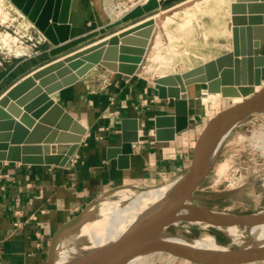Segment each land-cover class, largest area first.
<instances>
[{"label": "water", "instance_id": "water-1", "mask_svg": "<svg viewBox=\"0 0 264 264\" xmlns=\"http://www.w3.org/2000/svg\"><path fill=\"white\" fill-rule=\"evenodd\" d=\"M10 1L47 38L50 44L47 53L52 59L30 70L0 92V161L64 166L79 148L86 127L57 103L53 94L74 84L96 67L121 73L124 79L141 74L145 71L143 66L150 53H158L166 47L168 39L163 35L161 21L202 0H182L171 6L162 5L158 0H147L136 4L122 17L75 37L70 36L72 0ZM155 15L158 16L156 20L152 18ZM229 23L230 49L182 72L173 68L151 77L157 97L170 99L173 104L172 114L154 117L153 136L156 141L174 140L178 132L188 127V98L195 84L208 93H221L227 98L234 95L233 91L240 94L239 90L244 87L260 85L264 76V0H232L229 2ZM246 92L241 100L231 102L206 120L193 141L189 161L173 178L172 187L160 203L118 238L106 243L93 264H121L132 252H161L168 257L197 264L264 261V251L241 255V245L214 257H202L160 241L164 235L173 233L169 229L181 211H188L193 217L208 223L234 222L246 239L252 238V232L263 223V219L255 223L242 220L251 213H234L226 208H212L193 202L210 197L196 194V190L226 139H220L222 144L215 152L213 147L217 136L229 129L228 136L237 124L251 114H264V87ZM120 128V144L107 147L106 156L107 159L116 158L121 167H127L134 144L139 141L138 119L124 117ZM47 130H52L49 137L33 140L36 132ZM52 144L55 145L54 153ZM26 150L44 153L31 158L24 155ZM231 192L223 190L215 197L227 196ZM98 197L56 228L48 241L44 264H57L56 237L75 228Z\"/></svg>", "mask_w": 264, "mask_h": 264}, {"label": "crops", "instance_id": "crops-1", "mask_svg": "<svg viewBox=\"0 0 264 264\" xmlns=\"http://www.w3.org/2000/svg\"><path fill=\"white\" fill-rule=\"evenodd\" d=\"M177 1L166 0L165 6ZM95 3L96 0L71 1V37L106 23L97 16ZM170 43L166 41L168 46ZM213 48L200 63L227 51L229 46L214 44ZM156 54L150 53L143 66L145 71L139 75L124 79L121 73L96 67L53 94L54 100L86 127L79 148L66 165L0 161L4 184V189H0V264H44L52 233L94 197L122 184L156 177L166 179L186 166L193 137L187 132L196 122L192 118L194 111L189 112L188 127L178 132L174 140L156 141L153 136L154 117L173 113L172 101L159 99L151 82L154 74L172 71L166 65L171 57L161 51L160 57ZM50 59L45 51L31 59L16 60L7 72L1 71L0 85L6 83L5 89ZM103 78H108L109 83L101 87ZM124 117L137 118L139 129V141L134 144L127 167L106 156L107 147L120 144V122ZM51 133L52 130L38 131L33 140L46 139ZM52 145L54 153L55 145ZM43 153L26 150L24 155L34 158ZM181 264L197 263L182 261ZM252 264H264V261Z\"/></svg>", "mask_w": 264, "mask_h": 264}, {"label": "rangeland", "instance_id": "rangeland-1", "mask_svg": "<svg viewBox=\"0 0 264 264\" xmlns=\"http://www.w3.org/2000/svg\"><path fill=\"white\" fill-rule=\"evenodd\" d=\"M130 1L105 0L104 2L103 0H96L94 9L97 16H100L103 21L107 22L109 19L107 16V6L125 2L129 3ZM179 1L182 0H178L177 2ZM231 1L202 0L187 8L184 13L179 12L172 17L167 16L161 21L163 35L171 42L169 46L166 44V47L160 50L167 57H171L166 61L167 70H172L173 68L183 70L192 65L199 64L203 60V57L214 49V44H221L223 47L229 46V49L231 48L228 30L229 2ZM165 4L166 2L162 5ZM156 57H160L158 53ZM16 60L17 58H11L5 62L0 69V74L1 71L7 72ZM1 77L2 75H0ZM260 85L261 88L264 87V79H262ZM5 86L6 83L0 85V92ZM249 89L251 88L244 87L242 91H239L240 94L238 96L232 95L227 98L222 97L221 93H208L201 89L198 84L192 86L188 98V108L194 111L192 112V118L196 119V122L194 121L192 128L187 132L193 136L189 143V156L193 148V141L196 139L206 120L220 109L227 107L231 102L241 100L243 94H246V91ZM249 94L247 93V95ZM259 132L264 133L263 113L251 114L245 117L231 130L213 165L196 190V194L210 197L193 202L212 208H226L234 213H252L264 209V154H262V150L258 145L256 146L254 142L249 141L253 135H259ZM180 172L171 173L166 179L156 177L150 180H139L132 184H122L101 193L99 196L102 195L108 199L115 200L118 198L116 191L122 188L133 185L137 187L162 185L175 178ZM223 190H231L232 192L227 196L215 197L216 193ZM99 204L100 199L98 197L96 203L90 207L88 214L98 208ZM182 215L185 219L189 220L175 222L170 227V232L174 233L179 229L191 237L202 238L222 245L229 243L227 246L231 248L237 246L231 243V238L224 230L216 228L222 222L208 223L201 221L193 217L188 211H184ZM74 229H77V227ZM242 236L245 238L244 233ZM168 256L164 253L161 254V252H152L141 264L182 263V260Z\"/></svg>", "mask_w": 264, "mask_h": 264}, {"label": "bare ground", "instance_id": "bare-ground-1", "mask_svg": "<svg viewBox=\"0 0 264 264\" xmlns=\"http://www.w3.org/2000/svg\"><path fill=\"white\" fill-rule=\"evenodd\" d=\"M136 4H138V0H136L125 12H122L121 9L113 10L112 7H108L107 12L114 13L116 18H120L131 11ZM157 17L158 16L155 15L152 18L158 19ZM230 27L231 24L229 23V33L231 32ZM260 88L261 85H254L250 90H258ZM234 92V96H238V92ZM228 132L229 129H225L217 136L213 151L216 152L218 147L222 144L221 140L226 138ZM249 141L254 142L256 146L258 145L262 150V154H264L263 132H259V135H253ZM173 183L174 179L157 186L137 187L133 185V187L122 188L116 191L118 198L115 200L108 199L102 195L99 196L100 204L98 208L94 209L90 214H86L77 224V229L73 228L67 232H61L56 237L54 249L55 253L58 254L57 264H93L102 247L109 241L118 238L133 224L150 213L151 210L160 203L163 196L167 194ZM183 212L184 211L178 213L173 224L180 220H189L183 217ZM262 219L263 223L258 226V229L252 232V238L250 239L243 238V232L234 222H222L218 224L216 228L224 230L231 238V243L242 246L241 255H246L247 253L255 255L264 251V209L248 214L242 219L246 223H255ZM160 241L168 245L184 248L202 257H214L219 253L227 252L231 249V247L227 246L229 243L227 245L216 244L202 238L188 236L179 229L174 233L164 235L160 238ZM151 253L152 252H132L121 264H141Z\"/></svg>", "mask_w": 264, "mask_h": 264}, {"label": "built area", "instance_id": "built-area-1", "mask_svg": "<svg viewBox=\"0 0 264 264\" xmlns=\"http://www.w3.org/2000/svg\"><path fill=\"white\" fill-rule=\"evenodd\" d=\"M103 1L105 2V0ZM135 1L131 0L129 3L111 6L113 10L121 9L122 12H125ZM145 1L147 0H138V3ZM158 1L161 4L166 2V0ZM111 6H107V8ZM107 16L108 21L116 19L114 13H107ZM49 47L50 44L44 34L10 0H0V69L11 58L31 59L47 51ZM108 83L109 79L103 78L100 85L103 87ZM2 177L3 175L0 174L1 190L4 189Z\"/></svg>", "mask_w": 264, "mask_h": 264}]
</instances>
